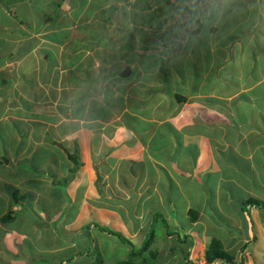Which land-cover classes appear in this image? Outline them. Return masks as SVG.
Instances as JSON below:
<instances>
[{
  "label": "crops",
  "instance_id": "obj_1",
  "mask_svg": "<svg viewBox=\"0 0 264 264\" xmlns=\"http://www.w3.org/2000/svg\"><path fill=\"white\" fill-rule=\"evenodd\" d=\"M5 1H7L6 5L8 6L0 5V7L3 6L2 9L4 10L0 17L9 19L11 11H16L18 8L15 7V4H9L11 0H0V2ZM169 1L173 3L174 7L180 6L177 5L180 0ZM211 1L215 2V5H211ZM239 1L241 0H236V2L231 0H181L180 9L185 14L180 16L187 17L188 25L185 21H181L177 27L169 30L170 35L168 37L165 33L168 30H162L161 33L156 31L149 35V29H143V33L148 35V37H144L145 43L141 44L138 41L132 46L133 53L137 56L131 58L132 53H128L125 58L122 57L123 62L118 60L115 70L113 69L111 72L112 76L121 75L123 69L127 66L131 67L129 77L120 76L121 78L115 79V81L118 80L115 82V87L117 85L126 87L131 94L129 101H126L127 95L123 93L125 89L119 90L117 107L111 104L108 99L105 100L102 95L104 94V86L107 87L110 81L101 80L102 90L99 88L102 91L99 93L101 101L96 100L99 104H95L92 102L93 90H87L83 84V81H86L91 75L86 77L82 73L80 75V70L77 71L76 75L71 74L69 76L68 74V79L76 88L79 89V84L82 83L86 90L85 93H79L81 97L76 94L79 96L78 101L87 99L81 109L83 111L84 106H86V113L82 115L77 112L79 107L75 109L76 105H74L73 100L67 102L74 95V92H71L66 100L65 97L63 98V94H52L55 88L51 91L48 88L45 89L42 84L38 86V80L33 83L30 92L23 89L21 82L16 81L14 87L9 85V78H13L11 83L15 82L14 79H21L17 73L10 74L15 67L14 63L20 64L18 58H15L14 51L20 47L19 50L30 51L27 53L30 55L37 52L39 47L37 45V48L33 47L29 50L25 47L28 32L24 34L26 29L21 28L23 23H19L22 34H24L21 37L15 36V32L12 31L15 28L14 20H10V23H7L6 20L5 24L0 23V39H2L0 40V60H2L0 61V76H6L2 85L0 84V123L6 119L7 121L15 120L32 124L40 123L46 126V133L54 129L50 138L52 141L50 143L45 141L43 144L46 149L55 151L53 156L58 165H54L59 166L67 161L74 165V169L68 166L71 172L75 170L72 173L73 178L77 179V174H80L79 180L73 181L76 183L74 190L82 188L86 193L84 198L82 195V198L71 203L75 208V213L69 217L65 213L67 203L62 201L61 192L58 190L60 185H64L55 182L56 172H53L55 176L52 179L46 180V182L51 181L47 186L44 182L45 179L42 178L33 179L24 174L16 176L17 162L21 161L20 156L24 154V151L17 155L15 161L8 159L5 154L0 152V161H2L0 163V183L3 184L4 182L7 186L3 190L9 191L2 193L0 190V225L4 231V234L0 233V239L5 240L7 250H10L8 254L20 258V260H16L19 264H43V260L48 257L51 262H45V264H57V260L60 261L59 264H62L63 259L61 260L59 256L64 249L61 246L68 244L70 239L67 235V240H64L63 244L60 241L59 230L63 229L64 225L79 223L78 221L84 214L86 215L88 209H110L112 206L109 202L120 204L129 201L132 199L130 196L132 192L137 194V200L148 201L149 198L142 199V192H144L146 184L152 183L151 179L147 181L145 178H153V176L159 178L158 181L161 186L158 185V188L151 184L148 186L149 191L153 186L152 194L155 195L161 196L166 191L164 186L167 182L168 186H177L183 180H196L192 182L205 188V181L209 177L208 180L211 181L210 185L213 188L212 192L215 195L214 203L216 205L219 198L222 197L221 194L225 191L222 189L228 187L233 199L239 195L245 199L243 202L251 198L255 199L257 204L249 207L250 211L243 209V202H241L242 207L239 205L238 208L237 206L234 207L232 201H228V205L227 201L223 205L219 202L218 207H216L220 211L223 209L224 220L227 216V208L232 210V213L227 216L231 219L228 222L231 231L234 229L241 230L244 225L241 224L240 220H245L247 230L238 235L234 231L233 234L225 237L222 236L221 232V237H210L207 228L203 225L206 212L203 206L199 207L201 213L199 212L198 219L194 222L189 217V211L192 207L188 208L186 213L188 220H185L186 223L184 224L192 227L184 226L182 228L187 229L188 233L195 230L196 237L203 244L205 239L211 241L216 238L220 240L225 251L233 256L235 255L231 251L242 245L238 249L240 247L246 248V254L253 258L248 259L246 257L243 259L245 264L249 262V264H264L257 260V254H255L257 249L264 250V206H262L264 204V74L254 76L244 72L250 71V69L244 70L245 47L248 42H244L243 35L237 38L232 46L225 48L228 52L227 56L215 46L216 44H213V42L225 40L223 34L217 33L234 14H239V11L236 10ZM259 1L264 5V0ZM72 10L70 6L68 12L71 13ZM87 22L92 24V21L88 20ZM260 31L264 33V28ZM11 37L18 39L16 44L11 42ZM152 37L161 38L153 41ZM5 39L9 40L6 41ZM148 39H150L149 44L146 43ZM195 40L213 45L208 55L204 56L201 48L199 49L200 52L196 51ZM155 42H157L156 45ZM252 43L256 45V41ZM260 44L262 59L259 55L254 56L252 54V57L264 64V37ZM191 45L194 46L193 50L190 48ZM91 48H93L91 52L96 50L94 47ZM139 51L148 52V54H142L144 55L142 56ZM217 51L222 54L220 61L214 55V53L217 54ZM121 53L124 54L123 51ZM252 57L249 60L251 63L253 62ZM230 59L232 60L230 61ZM62 63L64 60L62 61V58L59 57L53 70L55 73L53 76L54 83L58 81L61 86L63 85V76L66 77L69 72H63ZM103 63L109 64L108 62H101V64ZM115 64L111 66L114 67ZM230 65L232 69H229ZM163 68L166 70L165 74L161 72ZM41 70L42 68H40ZM69 70L71 71V69ZM96 70L98 71V69ZM96 70L95 77L98 76ZM161 78L165 82L161 81ZM67 83L68 87H72L69 82ZM97 85L99 83L96 81L92 83L93 87ZM19 89L27 93L26 97L29 95V102L44 109L47 113L32 112L31 107L29 109V105L25 106L24 103L23 105L27 108L26 113H21L20 109L17 110L18 108L12 109L13 106L10 105L13 104L15 95L20 94ZM36 89H39V93L42 91L43 95H38ZM47 101L49 104H45ZM150 103H155L151 115L143 110V107ZM94 105H98V107L95 108ZM69 106L76 115L74 116L76 119L73 121L74 124L70 125L61 119L60 112L61 109L62 111L68 110ZM103 107L107 108L106 113L101 111ZM34 108L36 109V107ZM31 113L33 114L30 115ZM21 115L24 116L21 117ZM40 116H45L48 121L40 119ZM111 119L116 120V124L109 122ZM76 121L79 123L77 124ZM33 130L32 128L31 132L28 133L29 138H33ZM2 133L11 137L8 129ZM14 136L17 138V143L22 140L20 139L22 135L19 134L18 130ZM44 137L46 139L45 135L41 138L44 139ZM65 142L69 146L78 145L82 147V151H78V154L77 150L74 149V154L68 153V157H63L62 146L65 145ZM41 144L36 142V147ZM56 148L57 150H55ZM76 154L79 155L83 165L79 172V169H75L74 159L70 157ZM93 155L95 156L92 157ZM3 158L7 160V163L3 162ZM98 161L102 171L99 170L100 175L97 176L93 166L95 165L94 162ZM102 161H105L106 166ZM121 165L124 166L120 173L119 167ZM139 165H141L140 171H144L142 166L146 170L145 178L141 181L139 180L140 171L137 172L138 170L135 169V166L138 167ZM111 174H115L117 177V179H113V182L111 181L112 183L106 181ZM127 175L133 177L135 184L138 185L134 184L132 187L128 183L124 184ZM12 177L15 178L11 180ZM100 178L101 180H99ZM40 182L42 184L39 185ZM99 182L101 187L97 184ZM163 182L165 183L161 185ZM29 184L34 188L28 186ZM125 185H127L126 188ZM37 189L43 190L42 193L37 192ZM111 192L116 193V195L109 196L108 193ZM186 192L191 191L187 190ZM88 194L92 196L91 200L88 199ZM201 195L202 199H195L197 202L206 199L203 193ZM41 196L42 199L39 200ZM46 196L47 201L44 202L43 199ZM167 198L172 204L175 202L173 198L168 196ZM107 205L108 207H106ZM115 206L118 207V204ZM120 220L123 221L122 216ZM93 223L96 222L93 220L86 222L87 228ZM251 224L263 246L256 247L253 244ZM199 226L201 230L194 229ZM215 226H222V223H215ZM192 235L194 236V234ZM187 236L189 237V235ZM201 254L205 264H207L205 253L201 252ZM7 255L5 257H8ZM55 256L57 260L54 259Z\"/></svg>",
  "mask_w": 264,
  "mask_h": 264
},
{
  "label": "rangeland",
  "instance_id": "obj_2",
  "mask_svg": "<svg viewBox=\"0 0 264 264\" xmlns=\"http://www.w3.org/2000/svg\"><path fill=\"white\" fill-rule=\"evenodd\" d=\"M15 1L16 0H11L9 4H15V7H17L18 10L11 11V13L9 12L11 14V16H9V19L0 17V23H10V20H14L15 28L12 31L15 32V36L21 37L28 32L26 34L27 38L25 39V47L29 50L33 47L37 48L38 45L39 48L37 52L27 55V53H29L30 51H23L22 49L19 50L20 47H17V51H14L16 56L15 58H18L20 64L14 63L15 67L10 74L12 75L17 73L21 76V79H14L15 82L13 81V83H11L13 78H9V85L11 87H14L16 86V81L21 82V86L23 87V89L30 92L31 86H33V83L38 80V86L42 84L45 89L48 88L51 91H53V88H55L52 94H63V98L65 97L66 100L71 92H74V95H72V97L67 100V102H72L73 100L74 105H76L75 109L79 107L77 109V112H79L81 115L86 113V106H84L83 111L81 109L83 103L85 104L87 99L78 101L80 96L79 93H85V88H87V90L89 91L93 90L94 95L92 96L93 100H91L93 103L99 104L96 100L101 101L99 93L102 90V81H110V84L107 87L104 86L103 88L104 94L102 95L104 96L105 100L108 99L111 104L117 107L116 104L118 103V93L119 90H122L123 88L125 89L123 93H126L127 95V98L125 100L129 101V98L131 97L129 90L126 89V87H120L118 85V88L115 87V82H118V80H110L113 75L111 72H113V69L115 70L118 60L122 61V57L125 58L128 55V52H124V54L121 53L122 51H124L120 50L121 48L132 47L138 41H140L141 44L145 43V36L142 31L143 29H149V35L156 31L161 33L162 30H168L167 32H165L166 36L168 37L170 35L169 30H172L173 27H177L181 21H185L187 25L189 23L187 17L180 16L181 14H185L180 9V7L182 6L181 0L177 2V5H180L179 7H174L173 3H171L169 0ZM231 1L236 2V0ZM6 3L7 1L0 2V5L4 4L5 6H8L6 5ZM210 4L215 5V2L211 1ZM70 6L73 9L71 13L68 12ZM2 7L3 6L0 7V14L4 12ZM236 10L239 11V14H234V16H232V18L229 20V22L232 24L228 22L226 25L221 27L219 29V32L217 33L223 34L225 36V40L220 42H213V44H216L215 46L218 47V49H221L223 54L227 56L228 52L225 48L232 46L234 41L243 35L245 38L244 42H248V45L245 47L246 60L243 62L244 70L246 68L250 69V71L246 70L244 72L247 73V75L252 74L254 76H260L264 74V64L263 62L254 59L252 57V54L254 56L259 55L262 59L260 41H262L264 33H262V31L260 30L264 28V5H262L261 1L259 0H241L237 3ZM135 12L140 14L134 17L132 14H135ZM141 12L148 14L150 18L157 15L158 17L153 24L156 27L151 24L145 23V20L141 19L140 17ZM88 20L92 21L93 25L89 24L87 22ZM19 23H23V26L21 28L26 29V32L24 34H22L23 32L20 29ZM257 23L260 24L257 25ZM147 25L149 26L147 27ZM255 28H257V30H255ZM108 38L110 40L109 42L107 41ZM160 38L161 37H152L151 39L153 41H157L160 40ZM95 39L98 40L97 42L99 43L95 42ZM5 40L7 41L9 39ZM10 40L12 43L15 42L16 44V40L18 39H16V37H11ZM100 40L104 42H101ZM253 41H256V45L252 43ZM257 42L259 43V45ZM146 43L149 44L150 39H148ZM194 45H197V47L195 48L196 51L200 52L199 49H202V53L204 56L209 54L210 48H212L213 46L212 44L201 40H195ZM91 47H94V49L96 50H93L91 52V49H93ZM113 47L118 48V51H113ZM193 47L194 46L192 45L190 46L192 50ZM79 53L81 55V59L78 58ZM139 53L148 54V52L143 51H139ZM214 55L219 61L220 58H222V54L220 51H217V54L214 53ZM59 57L62 58V61L64 60V63H62L63 72L69 71L66 77H64L65 75L63 76L62 81L65 87L63 85L61 86L58 81L54 83L53 76L55 73H53V70L55 64L58 63ZM251 57L253 58L252 63L251 61H249ZM231 60L232 59H230V61ZM99 62L100 64H98ZM101 62H108L109 64H101ZM73 63H76L71 66L75 71H70V65ZM114 63L116 64L114 65V67H112ZM128 67L130 66H127L126 68ZM40 68H42L41 71ZM79 68L80 75L82 73L85 77L89 75H91V77H89L86 81H83L85 88L83 87V84L80 83L78 89L76 88V86H74L73 83L70 82V79L68 78L71 74L76 75L78 73V70L76 71V69ZM96 69H98V71ZM125 69H123V72ZM229 69H232L231 65L229 66ZM95 70L98 72L97 77H95ZM5 77V75L0 76L1 85L2 81L6 79ZM7 77L9 76L7 75ZM95 81L98 82L99 85L93 87L92 83ZM161 81L165 82L163 78H161ZM67 82H69V85H71L72 87H68ZM99 88L101 90H99ZM19 90L20 94L18 96L15 95L14 100L12 99L13 104L10 105L13 106L12 109L18 108L17 110L20 109L21 113L23 112L24 114L27 112V108L25 106L29 105V109L31 107L32 112L36 111L39 114L47 113L44 109L38 108L37 106H35V104L29 102V95L26 97L27 93L23 92L21 89ZM36 92L38 93V95H43L42 91H40L39 93V89H36ZM76 94H78L79 96H77ZM23 103L25 104V106L23 105ZM45 104H49V101H47ZM135 106L137 107L138 105ZM154 106L155 103L147 104L146 107H143V110L151 115V111L154 110ZM34 107H36V109ZM94 107L97 108L98 105H94ZM125 107H127V105H125ZM106 109L107 108L103 107L101 108V111L106 113ZM60 112L62 116L61 119L67 121L68 125L72 124L73 121L76 120L74 119V116H76L74 115L75 112L70 108V106L68 110L66 109L62 111L61 109ZM32 114L33 113H31L30 115ZM49 114L53 115L51 113ZM22 116L24 115H21V117ZM40 119L48 121L45 116H40ZM109 122L115 123L116 120L111 119ZM76 123L78 124L79 122L76 121ZM68 125H66L67 128ZM32 128L34 129L32 132L33 138H29L28 133L31 132ZM5 129H8L9 135L11 137H7L8 135L5 136L2 133ZM16 130H18L19 134L22 135V137L20 136V139L22 140L19 143H17V138L14 136ZM46 132V126L40 123L32 124L15 120L7 121L6 119L2 123H0V134L2 133V137L0 138V152L5 154L8 159H12L13 161H15L17 155L24 151V154L20 156L21 161L18 160L19 162H17L18 167L15 169L16 176L24 174L27 176H31L33 179L42 178L45 179L44 182L47 186L51 183V181L46 182V180L52 179V177L55 176L53 175V172H56L55 174L57 177L55 178V182L64 185H60L58 190H60L61 192L62 201H65V203H67V209H65V213H67L69 217H72L75 213V208L71 203L82 198V195L84 198V195H86V193H84L82 188L74 190V188H76L75 182L79 180L78 178H80V174H77V179L73 178V172H71L68 168L69 166L71 168L73 167L74 169L73 164L67 161L68 163L63 162L64 164L61 163L59 166H56L58 164H56V158L53 156V153L55 151L49 148L46 149L45 145L43 144L45 141L47 143H50L52 141L50 138L54 132V129L53 131L51 130L48 133ZM43 135L46 136V139L45 137L44 139L41 138ZM3 140L4 142H6L4 143ZM36 142L42 144L39 147H36ZM55 147L57 146L55 145ZM74 149L77 150V152L82 151V147H79L78 145H76L75 147L72 145L69 146L65 142V145L62 146L63 157H68V153L74 154ZM55 150H57V148ZM78 154L76 155L79 156ZM94 156L95 155H93L92 157ZM102 162L106 166L105 161ZM94 163L95 165L93 166V169L98 176L100 175L99 170L100 172L102 171L101 165H99V161ZM123 166L121 165L119 167L120 173L121 170H123ZM81 168H83V165L79 167L78 172ZM135 169H137V172H139L141 169V165H139L138 167L135 166ZM142 169L144 171H140L139 173L141 175L139 176L140 181L144 180V174L146 173V170L143 166ZM14 178L15 177H12L11 180ZM113 179H117L115 174H111L110 178L106 179V181L113 182ZM145 179L147 181L151 179V185H155L157 188L158 185L159 187H161L158 181L159 178H157L156 176H153V178L149 177ZM208 179L209 177L207 178V181H205V188H202L199 184L197 185L192 182L196 180H183L181 181V183H178L177 186H168L167 182L164 186V189L166 191L161 194L162 197L160 195L152 194V191L154 190L153 186L149 191L148 186H150V184H146L144 192H142V199L149 198V200L146 202L137 200V194H135V192H132V194L130 195L132 199L129 201H124L123 203L119 199L122 202L120 204L118 202H109L112 206L110 207V209H88L86 215L84 214V216H82V218L78 221L79 223L64 225V230H59L60 241L62 244L64 240H67V235L70 237V239L68 240V244L66 243V246H61V248L64 249V251L59 256L61 260L63 259L62 264H119L122 262H132L133 264H181L186 261L185 255L188 251L190 252V257L193 264H205L201 252H203V254L206 253L211 241L209 239H205L206 241L203 244L196 237V234L194 233L195 230H191L192 232L188 233L187 229L182 228L184 226L192 227L191 225L184 224L186 223L185 220H188L186 218V213L189 207H192L191 209L195 210V212L201 211L199 209L200 206H203L205 208L206 212L203 225L207 228L208 235L210 237H221V234L223 237H225L229 234H233L234 231L236 235H238L242 231L247 230V226H245V220H240L241 224L244 225L242 229H234L231 231L230 224H228L231 219H229L227 216L232 213V210L227 208V216L224 220L223 209L220 211L219 208H216L218 207L217 205L219 204V202L223 205L226 201L227 205L228 201H232L234 207L237 206L238 208V206L241 205V202H243V200L245 199H242L240 195L234 197V199L231 198V193L229 192L230 188L228 187L227 189H222L225 191L221 194V199L219 198V201L216 200L218 201V204L216 205L214 203L215 195L212 192L213 188H211L212 186L210 185L211 181H209ZM74 180L75 182L73 183ZM99 180H101V178ZM215 181L217 180L215 179ZM125 183H128L129 186L133 187L135 184L134 178L127 175V178L124 179V184ZM164 183L165 182H163L161 185H163ZM38 184L40 185L42 183L40 182ZM97 184L98 186L101 185L100 182ZM135 185L138 184L136 183ZM6 186L7 185L4 182L3 184L0 183V190L2 191V193L9 192L7 190H3L6 188ZM28 186L33 187L30 184ZM126 186L127 185H125V188ZM8 190H10V188H8ZM187 190L191 192H186ZM36 191L42 193L43 190L37 189ZM202 193L203 196L206 197V199L197 202L195 199H202ZM16 195H18V193H16ZM108 195L115 196L116 193L111 192L108 193ZM47 196L43 199L44 202L47 201ZM88 196V199L91 200L90 198H92V196L89 194ZM159 196L161 201L160 199H158ZM167 196L173 198L175 202L172 204L168 200ZM41 199L42 196L39 200ZM246 201H244L243 203L245 204ZM116 204H118V207L115 206ZM262 206H264V204H262ZM106 207H108V205ZM249 207V205L246 206L247 211L249 210ZM121 216L123 221L120 220ZM91 220L109 230L122 233L127 238V240L108 232L101 231L96 223L95 225L92 224L87 228L86 222H89ZM220 222L222 223V226L216 227L215 223L220 224ZM251 226V239L253 241V244L256 247H260L263 243L259 239L252 224ZM194 229L201 230L200 226ZM0 233L4 234V231L1 229V225ZM192 234H194V236ZM187 235H189V237ZM185 238H187V242H184ZM145 241H148L147 243H149L150 241V243L148 248L143 250L141 248L143 247ZM5 243L6 242L4 239H0V264H19L16 260H20V258H16L8 254L10 250H7L8 247ZM191 244L193 246H191ZM239 246L242 247V245ZM239 246H237L234 251H231L235 255L234 258L236 263L240 264L246 257L248 259H253L252 256H248L246 254V248L242 249L240 247L238 249ZM255 254H257V260L261 263H264V250L257 249ZM5 255H7L8 257H5ZM152 255L153 257H151ZM146 258H148L147 263L145 262ZM54 259L57 260L56 256ZM70 259H72V261H69ZM45 262H51V259L49 257L45 258L43 260V264H45ZM56 263L59 264L60 261L57 260ZM243 264H245V261L243 262Z\"/></svg>",
  "mask_w": 264,
  "mask_h": 264
},
{
  "label": "trees",
  "instance_id": "obj_3",
  "mask_svg": "<svg viewBox=\"0 0 264 264\" xmlns=\"http://www.w3.org/2000/svg\"><path fill=\"white\" fill-rule=\"evenodd\" d=\"M138 14H140V13H137V12H135V14L133 13L132 15L134 16V17H136V15H138ZM157 14V13H156ZM140 17H141V19H144L145 20V23H147V24H151V25H153L154 23H155V20H156V18L158 17L157 15L156 16H154V17H152V18H150V16L148 15V14H146V13H143V12H141V15H140ZM154 20V21H153ZM143 21V20H142ZM144 22V21H143ZM139 23H141V22H139ZM139 23H138V25H139ZM139 27V26H138ZM200 27V26H199ZM144 34V33H143ZM144 36L145 37H148V35L146 34H144ZM104 40V39H103ZM98 40H96L95 39V42H97ZM101 42H104V41H102V40H100ZM107 41L109 42L110 40H109V38L107 39ZM97 43H99V42H97ZM157 44V42H155V45ZM120 50H124L123 52H125V51H127L128 53H132V56H130L131 58H133V57H135V56H137L135 53H133L134 52V50L132 49V47H126V48H121ZM144 50V49H143ZM113 51H118V48H115V47H113ZM140 55V54H139ZM142 55V54H141ZM81 55H80V53H79V56H78V58H80L81 59V57H80ZM142 56H144V55H142ZM77 61V60H76ZM74 64H76V63H73V64H69L70 65V67L71 66H73ZM80 68H81V66H80ZM80 68L79 69H76V71L77 70H80ZM71 70H73V71H75L74 70V68H70ZM165 68H163L162 70H161V72H162V74H165ZM121 75H114V76H112L111 78H110V80H113V79H119V78H121L120 77ZM124 78V77H123ZM127 80V79H126ZM182 99V98H181ZM71 158H73L74 159V163H75V165H76V168L75 169H79V167L82 165L81 164V161L79 160L80 158L77 156V155H71L70 156ZM0 163H2V161H0ZM73 172H75V170L73 171ZM259 203V202H258ZM257 204V201H255V199H249V200H247L246 202H245V204H244V208L243 209H245V211H247L246 209V206H252V205H256ZM259 205H261V204H259ZM198 216H199V212H195V210H193V209H191L190 211H189V217H190V220L191 221H196L197 219H198ZM94 225H95V223H93ZM98 226H99V228H100V230L101 231H103V232H108V233H110V234H113V235H116V236H119L120 238H122V239H126L127 240V238L122 234V233H119V232H115V231H112V230H109V229H107V228H105V227H103V226H101V225H99L98 223H96ZM187 238H185V240H186ZM184 240V242H187V240L185 241ZM148 241H145L144 242V244H143V247L141 248V249H143V250H145V249H147L148 248V246H149V243H150V241H149V243H147ZM191 243V242H190ZM191 246H193L192 244H191ZM143 254V253H142ZM151 257H153V255L151 256ZM147 259L148 258H146L145 259V262L147 263ZM185 259H186V261L185 262H183V263H181V264H193L192 263V261H191V257H190V252L188 251L187 252V254L185 255ZM205 260H206V263L207 264H215V263H220V264H238V263H236L235 262V258H234V256L231 254V253H229V252H227V251H225V249H224V246H223V244H222V242L220 241V240H218V239H216V238H214V239H212L211 240V243H210V245H209V248L207 249V251H206V253H205ZM69 261H72V259H70ZM244 262V261H243ZM243 262H241L240 264H243ZM119 264H133L132 262H130V263H128V262H122V263H119Z\"/></svg>",
  "mask_w": 264,
  "mask_h": 264
},
{
  "label": "water",
  "instance_id": "obj_4",
  "mask_svg": "<svg viewBox=\"0 0 264 264\" xmlns=\"http://www.w3.org/2000/svg\"><path fill=\"white\" fill-rule=\"evenodd\" d=\"M130 74H131V70H130V67H128V68H126L125 70H124V72L123 73H121V77H129L130 76ZM3 161H5L6 163H7V160L5 159V158H3Z\"/></svg>",
  "mask_w": 264,
  "mask_h": 264
}]
</instances>
